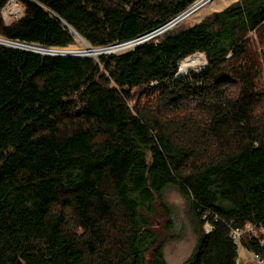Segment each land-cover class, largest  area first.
<instances>
[{
	"label": "trees",
	"instance_id": "16d2710c",
	"mask_svg": "<svg viewBox=\"0 0 264 264\" xmlns=\"http://www.w3.org/2000/svg\"><path fill=\"white\" fill-rule=\"evenodd\" d=\"M13 1L0 37L53 50L133 39L196 0H17L24 15L7 22ZM261 31L264 0H235L98 58L0 43V264H165L170 184L214 226L200 219L182 264H239L229 227L264 226ZM200 52L208 65L177 77Z\"/></svg>",
	"mask_w": 264,
	"mask_h": 264
},
{
	"label": "rangeland",
	"instance_id": "374dc122",
	"mask_svg": "<svg viewBox=\"0 0 264 264\" xmlns=\"http://www.w3.org/2000/svg\"><path fill=\"white\" fill-rule=\"evenodd\" d=\"M233 1L235 0H196L194 3L195 4L197 2L199 3L194 7V10H192L191 12L189 10L190 13L188 12L189 15L187 17H185L184 19H181L180 21H177V19L175 18L180 13L175 15L168 21L161 24L162 29L158 34L154 35L153 37H149L148 39L149 40L156 39L158 37H161L164 33L169 32L173 29L177 30V29L188 28L190 26H193L196 23L200 22L202 19H204L206 16L212 14L215 10H220L224 8L225 6L231 4ZM15 4H18L22 8L21 13L18 15L10 11L11 7H13ZM24 12H25V6L21 2L15 0L5 7V9L2 12V15L5 21L13 22L21 18L24 15ZM170 23L172 25L165 27L166 25ZM250 35L255 40L254 49L257 51L261 49L264 50V31H261L260 34L257 32L256 33L252 32ZM79 40H80L79 44H74L69 47H65L62 49H53V50L49 47L51 50L50 51L43 50L45 51L43 53L52 54L54 52V54L58 53L57 55L93 56L94 58H98V56L102 54H118V53L127 52L129 50L134 49V47L137 46L138 44L142 43V42L136 43L134 41H130V42L123 43V45L120 48L117 47V50H114V51L113 50L109 51L108 49H107L108 51L104 50L105 48L110 47L112 45L111 44L110 46L99 48V49H102V51L94 55V54L88 53V51L86 50L88 47L87 45L89 44H86L81 37ZM1 42H5L7 44H11L15 46L30 48V49L31 47L29 46L38 45V44H31V43H27L29 44V46L23 43L17 44L16 42H8L7 40H4L3 38L0 37V43ZM1 44H4V43H1ZM195 54L200 55L201 58L207 61L205 53L200 52V53H195ZM207 65H208V61L205 62L204 64L203 63L200 64V66L198 67L197 66L193 67L190 70L200 71L202 68H205ZM261 66L264 70V60L263 59H261ZM189 71H187L185 74H187ZM258 84H259V88H264V73L260 78H258ZM139 91H140L139 88H135L133 90L134 99H137L139 97ZM134 103H135V100L130 101V104L132 106H134ZM192 110L193 108H190L188 112H192ZM163 194H164L163 195L164 200L169 206L168 209H169L170 214L169 215L167 214V216L166 215L163 216L161 218V222L157 224V231H159V234L162 237L161 250L165 258V264H182L192 254L196 246L197 236H198L197 231L199 230L198 227H199L200 219L201 218L205 219V224L203 225L202 229L206 233L212 232L209 229V224H211L212 226L213 224L210 221V219L209 220L207 219L208 214H205V215L202 214L201 218L196 216V214L193 211V206L191 205L190 199L181 192V189L178 186L172 185V184L168 185L165 188ZM217 219L218 217H216V220ZM238 229H240V231L242 232L243 243L245 241V243L248 245V242H247L248 240L250 239L252 240L255 238V236H258L263 240V244H264V226L261 223L260 224L248 223L245 226L240 227ZM212 230H214V226L212 227ZM246 244H244L243 247L240 248V251L237 252L238 254H237L236 260L238 258L239 259L236 262L239 264H255L256 262H253L251 260L252 257L250 253L251 251H254V250L249 248ZM263 251L261 253H263Z\"/></svg>",
	"mask_w": 264,
	"mask_h": 264
},
{
	"label": "bare ground",
	"instance_id": "6f19581e",
	"mask_svg": "<svg viewBox=\"0 0 264 264\" xmlns=\"http://www.w3.org/2000/svg\"><path fill=\"white\" fill-rule=\"evenodd\" d=\"M200 2V1H199ZM199 2H197L195 5L193 4L188 10H187V12H185L183 15H182V17H178L177 18V21H180L182 18H184L185 16H187L192 10H194V7L199 3ZM189 10H190V12H189ZM12 13H15L16 15H18V14H20L21 13V11H22V8H21V6H19L18 4H15L13 7H11V10H10ZM189 12V13H188ZM155 30H157V28H155V29H153L152 31H155ZM151 31V32H152ZM148 35H150V33L148 34ZM14 42V41H13ZM17 44H21V42L20 43H18V42H16ZM23 44H26L27 46H29V44H27V43H24L23 42ZM123 45V43H115V44H113L112 46H110V47H107V48H105L104 50H106V51H114V50H117V47H121ZM29 47H31V49H34V50H39V51H41L42 53L43 52H45V51H43V50H51L50 48H46V47H38V46H29ZM108 49V50H107ZM87 51H88V53H90V54H98V53H100L101 51H102V49H93V48H91V47H87V49H86ZM54 53V52H53ZM187 58V57H186ZM205 62H207V61H205L203 58H201L200 57V55H198V54H194V55H191L190 57H188L187 59H185L184 61H181L180 62V64H179V72H177L176 73V76H177V74L179 73L180 74V76H182L183 74H185L187 71H189L190 69H192L193 67H198V66H200V64H204Z\"/></svg>",
	"mask_w": 264,
	"mask_h": 264
},
{
	"label": "built area",
	"instance_id": "2783aa9c",
	"mask_svg": "<svg viewBox=\"0 0 264 264\" xmlns=\"http://www.w3.org/2000/svg\"><path fill=\"white\" fill-rule=\"evenodd\" d=\"M191 6H189L186 10H184L183 12H181L175 19H177L178 17H182V15L185 13V12H187V10L190 8ZM189 15V14H188ZM187 15V16H188ZM187 16H185V17H187ZM184 17V18H185ZM184 18H182V19H184ZM174 19V20H175ZM173 20V21H174ZM172 21V22H173ZM171 22V23H172ZM168 24V25H166L165 27H167V26H170V25H172V24ZM178 23V22H177ZM161 29H162V25L160 26V27H158L157 28V30H155V31H150L149 33H150V35H148L149 33H144V34H142V35H139V36H137V37H135V38H133V39H129V40H125V41H122V42H120V43H125V42H130V41H134V42H136V43H140V42H142V43H144L145 41H148L149 39V37H153L154 35H156V34H158L160 31H161ZM148 39V40H147ZM156 41H158V38H156L155 39ZM141 44V43H140ZM139 45V44H138ZM136 47V46H135ZM134 47V48H135ZM178 76H180V74L178 73L177 74V77ZM154 88H156V87H158V82H153L152 84H151ZM212 225L211 224H209V229H210V231H213L212 230ZM230 229H231V238L234 240V243H236L237 244V246H238V248H237V252L238 251H240V248L241 247H243V245H244V243H243V240H242V232L240 231V229H238V228H233V227H230ZM255 238L261 243V246L262 245H264L263 244V240L260 238V237H258V236H255ZM242 250V249H241ZM251 253V260L253 261V262H256V263H258V264H264V251H263V253H261V252H258V251H251L250 252ZM238 254V253H237ZM239 259V258H238ZM237 259V260H238ZM236 260V261H237Z\"/></svg>",
	"mask_w": 264,
	"mask_h": 264
},
{
	"label": "water",
	"instance_id": "95a60500",
	"mask_svg": "<svg viewBox=\"0 0 264 264\" xmlns=\"http://www.w3.org/2000/svg\"><path fill=\"white\" fill-rule=\"evenodd\" d=\"M150 32V31H149ZM149 32H147V33H149ZM82 38V37H81ZM83 39V41L86 43V44H88L86 41H85V39L84 38H82ZM5 40V39H4ZM14 42H18V43H20V41H14ZM122 42V41H121ZM1 43H4V44H7V43H5V42H1ZM21 43H23V42H21ZM118 43H120V42H118ZM113 45V44H112ZM111 45V46H112ZM14 47H17V48H22V49H26V50H29V51H33V52H38V53H42L41 51H37V50H34V49H30V48H25V47H21V46H15V45H13ZM33 46H38V47H46V48H49L48 46H42V45H33ZM88 47H89V45H87ZM110 46V45H109ZM58 53H56V54H54V53H52L51 55H57Z\"/></svg>",
	"mask_w": 264,
	"mask_h": 264
}]
</instances>
